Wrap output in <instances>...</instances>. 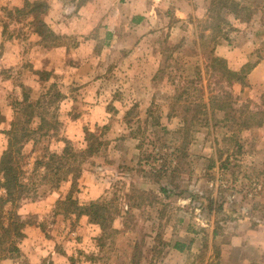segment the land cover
Returning a JSON list of instances; mask_svg holds the SVG:
<instances>
[{
  "label": "rangeland",
  "instance_id": "1",
  "mask_svg": "<svg viewBox=\"0 0 264 264\" xmlns=\"http://www.w3.org/2000/svg\"><path fill=\"white\" fill-rule=\"evenodd\" d=\"M38 1L46 12L37 20L44 22L50 0ZM27 2L33 1L23 0L22 6ZM231 6L216 36L205 29L207 15H194L188 19L191 28L162 18L156 33L145 35L138 47L113 56L96 50V41L88 81L72 84H80L79 90L68 86V105L58 88L64 86L61 78L51 76L45 66L33 72L26 60L36 56V44L73 45L76 36L49 35L45 24L42 40L36 39V22L13 12L20 7L0 9L4 41L13 47L17 43L19 55L20 46L24 53L21 62L0 67V157L3 132L12 123L34 127L37 116L42 128L23 151L27 172L43 148L59 154L69 144L82 150L87 132L101 143L82 163L76 182L68 179L55 191L61 194L58 199L79 205L101 199L113 216L107 228L89 226L85 217L75 222L73 216H54V204L20 216L24 204L48 195L49 185H38L37 175V186L25 200L16 201L25 227L37 225L60 242L58 247L62 241L73 243L68 264H264V127L247 128L242 122L248 111L264 110V0H234ZM171 24L175 26L169 31ZM130 36L120 33L114 40L128 43ZM111 39L105 36L108 45ZM212 56L224 59L234 72L250 68L244 83L229 85L220 78L211 68ZM73 62L70 67L77 64ZM95 74L98 83H93ZM88 92L103 95L99 110H90L94 97L84 101L89 99L82 94ZM22 95L25 103L17 104ZM201 99L216 106L232 103L235 120H225L216 106L211 119L191 120ZM76 117L81 124L67 125ZM176 241L184 244L182 252L173 248ZM17 262L28 264L20 257Z\"/></svg>",
  "mask_w": 264,
  "mask_h": 264
},
{
  "label": "crops",
  "instance_id": "2",
  "mask_svg": "<svg viewBox=\"0 0 264 264\" xmlns=\"http://www.w3.org/2000/svg\"><path fill=\"white\" fill-rule=\"evenodd\" d=\"M22 1L0 0V9L3 7H21ZM208 2L209 0H202L200 5L196 0H83L81 2L79 0H50V9L44 17V23L54 35L76 36L77 43L51 47L36 44L32 52L35 51L36 56H38L33 57V54L32 59L29 58L26 61L31 63L30 68L33 72L40 71L42 66H45L44 68L50 72L51 76L54 75L57 79L61 78L60 84L62 83L64 86L59 85L58 88L61 93H64V99L66 98L65 102L68 105L67 102L70 100L66 94L68 86L79 90V85L88 81V75H90L88 73L92 68L91 61L96 58L94 49L97 42L99 44L96 50L108 51L112 56L114 52L132 50L140 45L139 40L145 35L156 33L157 24L162 18L166 21L173 18L177 22L188 24L191 28L188 19L194 15L197 18H203V16L205 18ZM70 21H77V23L71 26ZM174 26L171 24L169 31L173 30ZM129 28L135 31L129 30ZM120 33L131 34L130 37L133 41L124 43L122 40H114ZM98 35H102V38ZM109 35L112 36V39L109 40L108 45L105 36ZM34 37L38 39L37 35ZM18 48L17 43L13 47V44L4 41V34L0 27V67H8L11 62L16 63L19 59L21 62L24 53L20 46L19 55ZM72 60L77 61V64L70 67ZM88 61L90 63H87ZM94 67L96 65L93 66V69ZM96 75L92 77L93 83L99 81ZM77 81L83 82L79 85H72ZM77 92L80 93V91ZM83 95L89 99H84V101H90L92 97L95 98L96 101L90 106L91 111L99 110L102 107L100 99L103 95L99 92H88ZM71 96L80 99L76 94ZM70 105H72V101H70ZM80 117L70 118L67 125L73 127L81 124ZM60 195L59 191H53L40 201L24 204L20 208V216L23 215L22 213L38 214L41 207H51ZM88 225L92 226L91 224ZM22 233V238L16 245L17 253L6 255L0 260V264H18L19 257L26 260L28 264H68L67 260L73 254L71 251L72 242L62 241V246L58 247L60 242L51 236H45L37 225L25 227ZM64 243L65 247H63Z\"/></svg>",
  "mask_w": 264,
  "mask_h": 264
},
{
  "label": "trees",
  "instance_id": "3",
  "mask_svg": "<svg viewBox=\"0 0 264 264\" xmlns=\"http://www.w3.org/2000/svg\"><path fill=\"white\" fill-rule=\"evenodd\" d=\"M25 4V3H24ZM234 4V0H209L206 9V20H209V26L205 29H210L214 35L221 34V22L226 24L224 18L225 11H227V5ZM29 9L26 10V7ZM40 1L27 2L20 9H14L13 12L19 16H24L26 19L30 18L31 22H36L38 25L33 32L40 37L44 35L46 25L44 22L37 20L40 13L46 12V7ZM44 7V9H43ZM43 9V11H41ZM41 11V12H40ZM239 17V13L235 15ZM48 29V28H47ZM50 31V29H48ZM48 34L54 35L51 31ZM45 38V36H43ZM53 45V44H52ZM211 68L219 74L220 78L225 77L228 80V84L238 82L243 84L247 71L250 68L243 67L238 72H234L226 68L224 59L212 56L210 59ZM209 100V99H208ZM26 99L22 95V100L17 104L25 103ZM264 105V98H261ZM213 101L209 100L207 103L202 99L200 100V106L198 111L191 120L200 119L206 121L211 119L214 114ZM219 111L223 112L225 120L234 121V116L230 115L233 111L231 104H222V106H216ZM248 116H245L242 120L243 124L247 128L251 127H264V110H258L255 112L248 111ZM38 124L34 127H26L18 124H11L10 128L5 130V148L0 157V190L3 191L0 197V252L5 251L4 255L0 258H4L8 254L17 253V243L14 239L22 236V230L27 225L16 212L18 205L16 201H22L27 198L28 193L34 189L37 184L33 182L35 175L38 176V185H49V192L51 193L59 188L62 182L68 179H78L81 172V165L86 158L94 155L101 145L97 141L96 136L87 132L86 146L82 150H75L69 144L59 154L51 153L47 148H43L41 154H37L34 157L33 166L30 172H27L24 167L27 164L28 156L24 154L25 145L32 140L31 136L36 135L42 126V118L37 116ZM31 123V122H30ZM29 124V123H28ZM236 124H239V122ZM34 143V147H35ZM34 148L31 152H33ZM162 192L166 193V187L160 188ZM25 202V201H24ZM9 206V208H8ZM61 208V209H60ZM54 216L62 215L63 217L73 216L76 222L79 218H87L88 224L96 225L100 229H105L112 223L113 216L106 210L105 204L101 199L90 201L88 204L79 205L75 200L64 198L57 199L54 202ZM41 227V226H40ZM214 235V232H213ZM173 248L177 252H182L184 244L181 242H174Z\"/></svg>",
  "mask_w": 264,
  "mask_h": 264
}]
</instances>
